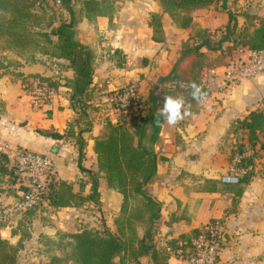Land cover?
Listing matches in <instances>:
<instances>
[{"label":"crops","instance_id":"1","mask_svg":"<svg viewBox=\"0 0 264 264\" xmlns=\"http://www.w3.org/2000/svg\"><path fill=\"white\" fill-rule=\"evenodd\" d=\"M75 5L78 35L95 51L88 108L92 125L84 132L86 145L82 164L98 170L95 137L103 130L106 120L132 125L136 114L148 110L146 99L152 88L155 87L162 96L168 94L170 87L174 88L162 77L172 71L193 27L177 26L161 0H114L112 14L92 17L85 14L82 1ZM228 8L240 12L246 9L264 16V0H228ZM152 12L161 13L164 41L152 38L149 25ZM240 12L238 20L243 24L246 18ZM193 15L198 24L211 30L214 39L219 36V28L229 20V10L219 3L195 9ZM249 50L247 46L234 49L216 65L219 75H216V83L208 89L207 100L202 105L196 101L191 103L183 93L172 90L168 95L183 96L189 115L174 127H161L156 140H151L149 128L143 139L144 144L159 153L155 179L147 188L161 204L155 241L158 247L168 250V264H192L179 248L172 249L170 244L181 236L193 235L194 229L213 218L223 219L225 229L219 264H246V259L251 257L264 264V146L261 145L264 132L260 134L261 141L256 147L247 146L246 153L256 150L258 156L255 158L256 173L242 194L224 190L221 183L217 187L207 183L208 178L229 181V176L244 171L235 165L240 154L232 155L236 137L230 126L237 117H244L263 106L264 72L252 77L228 79L223 69L233 60L247 56ZM37 73L53 75L60 79V84L51 87L46 101L35 107L24 79ZM73 76L74 70L67 58L40 53L19 68L0 66V151L8 155L9 166L21 148L52 155L55 177L72 182L76 191L81 189L82 182L83 193L87 195L91 192V183L79 167L76 140L66 136L55 138L41 131L65 133L69 122L77 116L70 88L66 85ZM129 84L135 85L137 97L134 101L121 103L114 94ZM162 104L163 99L160 107ZM25 181L28 185V176ZM16 187L9 173L0 172V208L21 196L22 189L15 190ZM99 191L98 204L86 201L80 205L55 206L42 199L31 217L27 237H23V226L16 221L17 214L10 222L0 225L1 237L14 243L23 242L17 264H31L34 257L29 255L44 245L43 238L55 236L59 230L77 231L84 227L115 230V218L121 212L123 194L109 185L103 176ZM55 252L59 253V250ZM40 256L48 257L46 253ZM141 261L153 264L149 255L143 256Z\"/></svg>","mask_w":264,"mask_h":264},{"label":"trees","instance_id":"2","mask_svg":"<svg viewBox=\"0 0 264 264\" xmlns=\"http://www.w3.org/2000/svg\"><path fill=\"white\" fill-rule=\"evenodd\" d=\"M63 8L71 14L70 20L53 24L51 21L43 26L42 14L32 8L34 0H0V36L8 41L9 47L21 48L27 59H36V54L53 57H64L69 60V66L74 70V76L66 81L71 91L72 106L77 112L68 125L65 133L59 131L41 130L55 138L73 137L79 149V167L85 172L91 183V192L76 191L73 183L66 179H57L52 174L51 179L40 194L41 200L46 199L55 206L80 205L86 201L96 204L100 201L99 181L103 176L109 185L116 187L123 194L121 212L115 218L116 229L108 227L102 229L84 227L77 231L59 230L55 236H46L45 241L52 245L49 260L41 264H143L141 258L149 255L153 264H168L169 252L166 248L158 247L156 234L159 229L161 204L149 194L147 185L155 179L158 167L159 153L143 143L144 137L151 129V140H156L161 127L155 123L156 110L161 105L164 96L151 89L146 102L149 108L133 117L132 125L114 122L107 119L103 130L95 137V151L97 153L98 170L87 168L82 164L85 154L86 140L84 132L91 129L92 118L88 110L90 104L91 85L94 78L95 51L83 42L77 30V16L73 0H58ZM165 11H168L179 27H193L184 40L181 55L172 71L163 76V81L172 83L174 80H184L187 85L200 81L202 71L206 67L217 65L227 54L236 49L238 44L250 49H264V16L255 13L241 12L228 8V0H161ZM219 3L229 10V20L223 33L214 39L208 27L198 24L194 20L193 10ZM83 10L88 17L96 14L110 15L114 11V0H82ZM247 14L248 24L239 23L238 13ZM260 19V20H259ZM254 20H259L258 22ZM152 38L156 41L165 40V31L161 13L152 12L149 18ZM43 26V27H42ZM220 35V34H219ZM229 42V46H225ZM123 58V57H122ZM30 78L38 79L48 87H58L60 79L49 74H31L24 81L29 84ZM206 93L209 90L204 88ZM179 91L187 97L189 102H195L189 94L187 86L176 85L168 89ZM230 131L236 137L232 155L240 154L235 165L244 169L237 174V181H225L208 178L207 183L218 186L222 184L224 190H233L242 194L245 186L256 173L254 167L258 152L246 153L247 146L256 145L261 141L260 134L264 132V101L263 106L254 109L244 117H237L230 126ZM247 137V139H246ZM264 146V143L261 144ZM6 153L0 151V172L13 173L15 164L9 163ZM28 186L20 189L28 190ZM18 212L16 221L22 225L23 237L30 235L29 223L40 203ZM223 219L213 218L209 222L215 223ZM139 226L142 229H139ZM194 229L193 235H184L172 240V249L181 248L184 255L192 251V239L201 229ZM224 245V243H223ZM23 247L22 240L14 243L0 236V264H17L18 254ZM223 247V246H222ZM59 250L56 253L55 250Z\"/></svg>","mask_w":264,"mask_h":264},{"label":"built area","instance_id":"3","mask_svg":"<svg viewBox=\"0 0 264 264\" xmlns=\"http://www.w3.org/2000/svg\"><path fill=\"white\" fill-rule=\"evenodd\" d=\"M264 72V49H250L247 56L239 57L233 60L223 69L224 75L228 79L240 77H252ZM217 67H206L202 71L199 85L209 89L216 83ZM172 86H187L184 80H174ZM34 103H43L48 98L51 88L41 84L38 79H31L26 83ZM137 97V91L134 84L124 87L123 91L116 92L114 98L121 103L134 101ZM14 164L25 177L28 176V190H22L21 196L12 204L0 208V225L10 222L19 211L34 206L41 200V192L46 189L55 169V158L50 154L40 153L28 149H18ZM230 180H236L237 176L228 177ZM225 240V229L223 223L208 222L197 236L192 239V251L186 256L192 264H219V256ZM182 255V249H178ZM246 264H260L255 257L247 258Z\"/></svg>","mask_w":264,"mask_h":264},{"label":"rangeland","instance_id":"4","mask_svg":"<svg viewBox=\"0 0 264 264\" xmlns=\"http://www.w3.org/2000/svg\"><path fill=\"white\" fill-rule=\"evenodd\" d=\"M79 1H82V0H73L72 1L74 8H75V6H77V5H75L76 2H79ZM32 8L34 10H36L37 12H39L40 14H42L43 26H45L46 23H48L49 21H51V23H53L55 25V24L60 23V21L68 20L69 18H71L70 12L67 9L63 8L58 0H34ZM247 13L251 14L253 12L248 10ZM244 16L246 18L244 24L247 25L248 22H250V18L247 16V14H245ZM259 20H254V21L258 22ZM244 24H242V26H244ZM219 34H220L219 36H221L223 33L219 32ZM217 38H218V36H217ZM224 44H225V46H229L231 43L229 44V42H225ZM236 47H237L236 49H238V48L243 47V45L238 44V46H236ZM30 58L27 59L25 54H23V50L21 48L17 49V48L9 47L7 39L0 36V66L1 67L19 68L22 64H25V61H29ZM42 58H48V57L42 56ZM49 65L52 66V62H49ZM31 79H34V78H31ZM31 79H30V81H31ZM31 102H32L33 106H35V107H38L40 105L39 103L38 104L34 103L32 95H31ZM11 177H12V180L14 181V183L17 184V186H18L15 188V190L21 188V186H23V185L26 186L25 185V182H26L25 179H27V176L25 175V177H24V175H22L21 171H19L17 168H15L13 170ZM139 229H142V227L139 226ZM45 239L46 238H43L44 245L41 246L40 249L39 248L34 249L35 253L33 255H31V254L29 255L30 257H34V258H31V261H32L31 264H41L42 262L49 260V254L48 253H49V251H51V250L53 251L54 249L52 248V245L50 243H47L45 241ZM44 253H46L48 255V257L40 256L41 254H44ZM25 257H27V256H25Z\"/></svg>","mask_w":264,"mask_h":264},{"label":"clouds","instance_id":"5","mask_svg":"<svg viewBox=\"0 0 264 264\" xmlns=\"http://www.w3.org/2000/svg\"><path fill=\"white\" fill-rule=\"evenodd\" d=\"M187 87L191 98L195 100L197 104L202 105L207 100L206 91L195 81L190 82ZM187 115H189V113L185 110V100L183 96L165 94L162 107L156 110L154 120L159 127H164L165 125L174 127L184 120Z\"/></svg>","mask_w":264,"mask_h":264}]
</instances>
